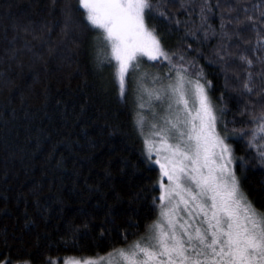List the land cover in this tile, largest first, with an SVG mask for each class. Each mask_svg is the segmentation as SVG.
I'll return each instance as SVG.
<instances>
[{"label":"trees","instance_id":"1","mask_svg":"<svg viewBox=\"0 0 264 264\" xmlns=\"http://www.w3.org/2000/svg\"><path fill=\"white\" fill-rule=\"evenodd\" d=\"M83 11L77 0H0L1 264L105 257L157 217L131 72L121 94ZM145 23L169 57L149 75L200 79L240 189L264 212V141L256 149L252 136L264 115V0H153Z\"/></svg>","mask_w":264,"mask_h":264},{"label":"snow or ice","instance_id":"2","mask_svg":"<svg viewBox=\"0 0 264 264\" xmlns=\"http://www.w3.org/2000/svg\"><path fill=\"white\" fill-rule=\"evenodd\" d=\"M77 4L96 30L103 62L114 68L121 94L126 76L139 69L143 57L169 59L145 23L153 0H77ZM185 73L177 72L175 83L166 90H152L156 100L166 96L169 113L162 125L151 124L150 135L159 139L145 140L149 160L161 173L159 219L148 236L127 250H117L118 255L123 264H264V212L248 201L229 167L234 163L232 152L215 131L216 115L204 84ZM257 119L252 136L264 141V115ZM260 149L264 163V143ZM101 262L111 264V259L69 258L64 264Z\"/></svg>","mask_w":264,"mask_h":264},{"label":"rangeland","instance_id":"3","mask_svg":"<svg viewBox=\"0 0 264 264\" xmlns=\"http://www.w3.org/2000/svg\"><path fill=\"white\" fill-rule=\"evenodd\" d=\"M142 60H143V63L140 65L138 70H136L135 72L130 71L131 72L130 73V79L132 82L133 95L136 97V99H137L136 101L138 102V106H139V108L137 110V125L139 128L140 134L142 136L144 152H145L147 158L149 159L145 140L146 139H156V140L159 139V137H152L150 135L151 131H153V129L151 128V124L153 122H155L158 126H160L163 124V117H166L169 115V113L166 111L167 103H168L166 96L163 100H156L154 98L155 92H152V90L155 89L157 92H159L162 88L166 90L168 84L175 83L176 73L179 71L173 70L170 73L165 72L163 75H159L158 73L155 72V73L149 75V72H151V71L148 70V67L151 66L152 68H156L157 65L151 64L152 61L148 60L147 57H143ZM149 92H152V95H153V98H152L150 104L147 103V101L149 99ZM138 98L140 99V101H138L139 100ZM141 104H144L145 107L141 108L140 107ZM213 110H214V107H213ZM153 113H155L156 115L153 116ZM214 113H215V110H214ZM215 115H216V113H215ZM141 119H143L142 125L139 123L141 121ZM217 128H218V125H217V118H216L215 131H216V133L219 134ZM219 136H220V134H219ZM257 144H258L257 140H254V147L256 149H259V146H257ZM156 158L157 157L155 155H153L152 159L155 160ZM232 158H233V155H232ZM149 161H150V164L158 170L159 177H160L159 180H160L161 179V173H160L159 166L156 164H153L151 160H149ZM233 161H234V159H233ZM229 167L234 170V163L232 165H229ZM163 182L165 184L168 183L166 178H163ZM160 194H161V191L159 189V196H160ZM159 213H160V208L158 207L157 208V217H156L155 222L159 219ZM153 224H151V226ZM151 226L149 227L147 233L143 237H146L150 234ZM133 244H131V245H133ZM130 246H128L127 248H124V249L127 250L130 248ZM103 258H105V260L111 259V264H123L122 258L119 257V255H118V251H115V252H113V253H111V254L103 257ZM93 259H97V258H93ZM67 260H69V259L63 260L59 264H64V262ZM101 264H103V262H101Z\"/></svg>","mask_w":264,"mask_h":264}]
</instances>
